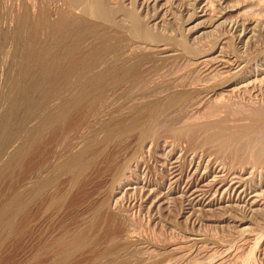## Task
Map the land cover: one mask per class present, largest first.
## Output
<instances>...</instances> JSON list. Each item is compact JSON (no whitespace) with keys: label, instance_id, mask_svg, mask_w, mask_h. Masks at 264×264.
<instances>
[{"label":"rangeland","instance_id":"obj_1","mask_svg":"<svg viewBox=\"0 0 264 264\" xmlns=\"http://www.w3.org/2000/svg\"><path fill=\"white\" fill-rule=\"evenodd\" d=\"M14 1L0 0V22L4 21L0 23V29L8 28V22L11 21L8 17L11 19L14 12H20L22 7H25L26 1H30V4L34 3L35 12L41 10L40 13L45 14L47 8L49 11V3H46L48 0H33L35 2L32 0ZM64 1L60 0L59 3L64 4ZM101 1L104 2V0ZM108 1L110 0H105L106 3ZM116 1L112 0L107 3L115 2L114 5L111 3L114 11L116 10L115 13H118L120 9L127 10L128 12L124 11L126 13L131 10L145 28L154 35L153 42L150 41L151 37L147 39L137 38L134 35L128 36L132 33L128 31L127 14L122 11L123 14L121 13L120 16L118 13V17L114 11L112 12L116 18L118 17L117 20L120 18L124 20V22L118 20L123 23L122 25H128L127 27H123L121 24L119 26L127 29L120 28L126 31L125 35L128 36L123 34L124 41H121V45L125 44V40L130 41V43L126 41L125 47L122 46L124 52L128 50V53L131 54L135 49L136 53L134 51L131 56L141 57L146 49L151 48L152 53L153 50L155 51L153 53L155 60L153 57V59L147 57V59L144 58L141 61L142 63L140 62L143 64V68L154 70L152 73V79H154H151L152 83L150 82L153 88L159 91L160 88L161 90L169 89L172 83L173 86L176 85L175 87H177L178 82L181 85V82L186 84L192 81L193 88L191 89L194 90L197 85L199 86L195 90V98L186 103L188 108L187 111L185 109L184 111L188 113L182 111L183 114H180L177 120L174 119L177 122L170 121L171 126L168 125V129L174 135L169 133L166 126L159 124L161 126H158L157 131L159 132L162 129L159 135L156 132L157 135L150 136V139L148 138L144 142L133 140V143L129 141L128 144L122 145L123 147L120 146L121 144H112L109 147L102 146L101 149L104 151H101V149H99L100 151H94V155L91 156H95L97 160L95 159L94 163L89 162L91 164L87 166L85 175H82V179L79 180L77 187L75 186L74 192L72 191L68 195V200L65 199L66 202L62 201V205L60 204L57 208L54 207V210L52 208L53 212L47 214V217L43 220L44 222L32 227L26 219V211L28 210L25 209L23 212L25 214L21 213L20 217H17L14 233L5 240L4 246L0 248V264H53L58 255V249H50L49 247H52V243L54 245L55 238H58L62 229L70 231L73 229L85 230L86 234L91 237L89 239L94 243V245L91 243L92 248L86 249L85 253L82 251L76 254L77 256L73 257L69 264H264V0ZM59 3L57 0L56 4L59 5L58 7L61 6V9H59L62 10L64 6ZM28 4L26 3V5ZM35 4L38 5V8L43 7V5L45 8L38 10ZM119 5L120 8L117 9ZM110 9H112V6ZM11 12L13 13L11 14ZM35 14L33 13L32 18L36 16ZM115 17L114 21L118 26ZM125 21L128 23L125 24ZM125 37L126 39H124ZM129 37L132 39L133 37L137 38L138 41L133 39L135 44L133 42L132 45L133 40H129ZM127 42L131 44V53ZM183 46L187 48L186 50L183 48L184 51L182 50ZM165 48L167 53L157 55V57L156 51L158 54L159 50ZM188 49L192 54L189 51L187 52ZM138 50L141 52V56L138 55ZM128 53L126 55L130 56ZM144 55L146 57V54ZM158 73L159 76H157ZM160 78L166 81L164 82ZM155 79L158 83L155 82ZM160 80L163 83L159 82ZM159 83L162 85L159 86ZM151 85L149 84V86ZM197 99L199 100L197 101ZM202 100L204 103H202ZM193 108L195 109L193 110ZM218 111L222 113H217ZM207 113L211 116L209 114L208 116ZM256 113L257 115H255ZM216 121L219 123L217 124ZM187 122L190 124L188 125ZM194 122H196V127L193 129L192 124H195ZM200 122H203V125ZM206 122L208 124L204 125ZM185 123L186 125H184ZM190 125H192V129ZM184 126L186 127L184 128ZM232 126L233 129H230ZM83 128L82 134H80L82 137L79 140L84 139V135L86 137L87 132H89L88 129ZM230 130L231 132H229ZM235 131L238 132L237 134L240 137L236 135ZM99 134V137L104 135V133ZM189 134H192L191 137L188 136ZM176 136L181 137L178 139ZM241 138L243 140H240ZM83 141L86 142L87 140L84 139ZM254 142L257 145L260 143V145L257 146ZM218 143H221L222 146ZM135 145L141 146V149H137V146L135 148ZM231 146L233 147L231 148ZM252 146L254 147L252 148ZM255 146L259 148L256 149ZM125 147H128L127 150ZM259 151H261L260 154ZM253 157H256L258 161ZM241 159L244 161L242 162ZM253 160L255 161L253 162ZM124 161L127 163H124ZM23 162V167L21 166L20 170L26 169L25 166L28 164L26 159ZM122 163L124 164L122 165ZM86 164H88L87 161ZM119 165L123 166L124 170ZM118 166L122 169L119 178L121 181L117 179L119 175H115L118 174L117 171L120 169ZM116 168H118L117 171ZM18 172L20 173L16 169L12 180L6 177L3 180L1 179V201L2 198L5 200L10 195L8 193L9 187L14 186L16 188L17 180L18 185H20ZM99 172H102V174ZM111 175L116 177V183L112 182L114 177L112 179ZM16 177L17 179H15ZM66 179L69 180L70 178ZM66 181H62L63 184L60 183L59 185V188H62L59 191L60 194L67 191L68 182L66 183ZM21 184L22 186H17V189L20 187V190H24L25 183ZM112 185H114V188ZM110 192L111 194H109ZM103 203L104 206L106 204L107 206L102 211V208H104ZM90 222L92 225H90ZM91 226H93L92 231L90 230ZM87 229L91 232L89 233ZM30 232L34 233V237L30 236ZM41 235H45V237H41ZM128 237H131V246L129 244L126 247L124 244H126V240L129 241ZM133 242L135 243L133 244ZM124 246L126 247L125 250ZM41 248H45L46 253L42 254L40 252L36 257V252ZM106 248L114 254L110 255V259L106 257L107 259L99 260L101 261L99 262L96 258H99V255L101 256L100 253L103 254L105 250L107 251ZM109 248L113 249L109 250ZM55 250L57 251L55 252ZM115 250L118 251L115 252ZM48 251L51 254L47 253ZM116 253L120 254L117 256ZM41 254L42 257H40ZM53 254L56 256H53ZM143 255L149 258L147 259ZM138 257L139 259L142 258V262L139 261ZM145 259L147 260L145 261ZM92 260H94V263Z\"/></svg>","mask_w":264,"mask_h":264},{"label":"bare ground","instance_id":"obj_2","mask_svg":"<svg viewBox=\"0 0 264 264\" xmlns=\"http://www.w3.org/2000/svg\"><path fill=\"white\" fill-rule=\"evenodd\" d=\"M56 1L55 0L46 1V3L47 2L49 3V5L47 4L49 6V11L47 8V10H46L47 13H45V14H41L40 13L41 10H40V12L39 11L35 12V8H34L35 6L33 3L35 1L31 2L33 4H30V1L29 2L26 1L27 4L29 3L28 4L29 7L24 2L25 7L24 8L22 7V10L20 12L17 11L18 13L14 12V14H12L13 12H11V14H12L11 19L8 17V19L11 20V21L8 20L9 21L8 22V25H9L8 28L0 29V181H2L4 177L12 180L13 173L17 169L18 171H20V173L18 172L19 176H20V179L18 178L19 182L21 181V183H23V182L25 183L24 190H20L19 189L20 187L17 189V186H20V185L22 186L21 183H20V185H18V180H17L16 181L17 183L15 182L16 188L14 186L9 187L10 189L8 190L9 191L8 193H10V195L7 197V199L4 200L2 197H1L2 201L0 199V201H1L0 202V248L2 246H4L3 244H5L4 243V242H6L5 240H7V238H9V236L12 233H14L13 231L16 228L15 224H16L17 217H20L19 215L21 213H23L25 211V209L28 210V211H26L27 212L26 219H28V221L32 227H36L38 225V223L44 222L43 220H45V218L47 217V214L52 211V208L54 210V207L57 208L60 204L62 205V201L66 202L65 199L68 198V195L72 191L74 192V190H75L74 188L77 187L76 185L79 183V180L82 179L81 177L86 172L87 166L91 163H94V160L96 158H95V156H91V155H94L93 154L94 151H96V150L100 151L99 149H101L102 146L103 147L104 146L109 147V145H112V144H114V145L115 144H119V145L121 144L120 146L126 145V143L128 144L129 141H130V143H131V141L133 143V140L134 141L138 140L139 142H142V141L144 142L150 136L157 135L156 132H158L157 131V129L159 128L158 126H161V125L166 126L167 130H169L168 125L171 124L170 121L174 120L175 118L177 120V117L180 114H183L182 111H184V109L186 110L188 108V106H186V103L188 101L190 102V101L194 100L195 95H196L195 90H197L198 89L197 87H199L197 85V87L195 86L197 89L194 88V90H193V89H191V88H193V86L191 85L192 81L190 83L188 81H186L188 83L182 84V82H181V85L179 84L180 82H178L179 86L177 85V87H175L176 86L175 83H174L175 86H173V83L171 82L172 86L171 85L170 86L172 88L170 87L169 89H164V90H161V88H160L161 91L160 90L156 91L157 89L153 88V86L151 85V83H152L151 79H152V73L154 70L143 68L142 67L143 64H141L142 63L141 61H143L144 58L147 59V57H149V58L151 57V59H153L154 58L153 53H155V51L152 49L153 50V53H152L150 50L151 48L148 50L146 49L144 51V54H146V57H145L144 54L141 56L140 55L141 52H139V50H138V52H139L138 55H140L141 57L136 56V54H135L136 57H132L131 54L135 51V49L131 53V47L130 46L134 42V40L136 41V39L139 37H143V38H147V39L148 38L150 39V37H151L152 39L150 41H152L154 35H152V33H150L147 30V28H145V26L141 23V21L137 18V16L131 12V10H129V13H126L124 11H127V10H125L121 7L123 10L120 9L121 12L118 11L120 16H121V13L123 14V12L125 14H127L128 19H126V20L129 21V23L127 22L129 25L128 31H130L132 33V35L128 34V36L134 35V37H137V38L133 37L134 40L131 37H129L130 39L129 38H127V39L133 40L131 42V44H129L130 41H128V40H125V44H123L125 47L126 41L129 42V43L127 42L129 45V49H130L129 52L131 53V54H129L128 50L124 52V50L122 49L123 45H121L122 44L121 41L123 40V34L125 35L126 31L121 30L120 28H122V27H119L123 23L118 21V20H123V19L120 18L117 20V18L119 17L117 15L118 13H115L116 10L114 11V9H113V5L115 2L114 3L111 2L113 5L110 3L112 6V9H113L112 10V9H110L111 8L110 4H107L112 0L108 1L107 3L105 2V0H104V2L101 0H65L64 4L61 2V4H63L64 8L62 10H60L61 6L58 7L59 5L56 4ZM59 2H60V0H58V3ZM131 2H129V3H131ZM36 3H38V2H36ZM35 5L38 8V5L37 4H35ZM39 7H40V5H39ZM43 7H44V5H43ZM43 7L41 6L40 8H43ZM40 8H38V10ZM119 8H120V5L117 9H119ZM10 9H11V7H10ZM43 11H42V13H43ZM113 11L116 14V16H118L117 18L115 17V14L112 13ZM32 12L36 13L35 14L36 16L34 18H32V15H33ZM114 17L116 18L118 26L116 25V23L114 21ZM3 19H4V17H3ZM123 22H124V20H123ZM5 23H7V22H5ZM127 23L125 21V24H127ZM122 26L127 27L126 25L125 26L122 25ZM122 29H126V28H122ZM122 31H124V32L122 33ZM127 33H129V32H127ZM125 36H127V35H125ZM124 39H126V37ZM137 41H138V39H137ZM139 41H141V40H139ZM143 41H145V40H143ZM154 41H156V39H154ZM134 44H135V42H134ZM179 44H180V42H179ZM136 45H137V43H136ZM178 46H180V45H178ZM185 47L186 46H183L182 50H183V48H184V50H186L187 48H185ZM124 49H126V48H124ZM165 49H161V50L158 49L159 51H158V54L156 51V56L161 55V54H166L167 49L166 50ZM188 51H189V49L187 50V52ZM126 52L131 57L126 55L127 54ZM135 53H136V51H135ZM189 53L192 54L191 51H189ZM186 54H188V53H186ZM155 59L156 58H154V60ZM147 61H150V60H147ZM151 64H152V62H151ZM154 69H155V67H154ZM157 76H159V73ZM182 76H183V74H182ZM166 77H168V76H166ZM163 78H164V76H163ZM160 79H162V78H160ZM168 79H169V77H168ZM157 81H158V79H157ZM163 81L165 82L166 80H163ZM163 81L160 80L159 82L163 83ZM155 82H156V79H155ZM156 83H158V82H156ZM199 83H200V81H199ZM211 83H212V81H211ZM149 84L151 86H149ZM160 84L161 83H159V86H160ZM207 84H208V82H207ZM209 84H210V82H209ZM213 84H214V82H213ZM203 85H204V83H203ZM218 87H220V86L218 85ZM201 92H203V91H201ZM206 92H207V90H206ZM199 93H200V91H199ZM203 93H201V94H203ZM204 94H206V93H204ZM198 100L199 99H197V101ZM202 103H204L203 100H202ZM209 106H208V108H209ZM223 108H224V106H223ZM194 109L195 108H193V110ZM196 109H197V107H196ZM205 110H207V109H205ZM222 110H224V109H222ZM221 111H218L217 113H219V112L222 113ZM185 113H188V112H185ZM208 114L209 113H207V115ZM225 114L228 115L227 113H225ZM255 115H257V113ZM203 116H204V114H203ZM220 116H218V117L220 118ZM182 117H184V116H182ZM230 117H231V115H230ZM199 118L201 119L202 117H199ZM199 118H198V120H199ZM208 118H212V117H208ZM239 118H241V117H239ZM176 120H174V121H176ZM208 120H206V121L208 122ZM217 120L219 121L218 118H217ZM218 121H216L217 124L220 122V121L219 122ZM260 121H262V120L260 119ZM207 122L204 123V125L208 124ZM227 122H229V121H227ZM194 123L195 124H192L193 129H194V127H196L195 126L196 122H194ZM200 123H202L201 125H203V122H200ZM159 124H161V125H159ZM187 124L189 125L190 123L187 122ZM184 125H186V123ZM192 125H190L191 129H192ZM249 125H251V124L249 123ZM166 127H163V128H166ZM185 127L186 126H184V128ZM224 127H227V126H224ZM249 127H248V129H249ZM82 128L88 129V131H89V132L86 131L87 132L86 137L84 135L85 141L87 140L86 142H84L83 141L84 139H82V138H81V140H79L80 137H82V135L80 136V134H82ZM176 128H174V129H176ZM253 128H252V130H253ZM230 129H233V126ZM237 129L239 130V128H237ZM161 130L162 129H160L159 132H161ZM195 130H196V128H195ZM199 130H202V129H199ZM238 130H236V131H238ZM252 130H250V131H252ZM170 131L171 130H169V133H171ZM180 131H181V129H180ZM214 131H216V130H214ZM218 131H217V134H218ZM159 132H158V135H159ZM175 132L178 133L179 131H175ZM229 132H231V130ZM246 132H245V135H246ZM99 133H104V135L103 136L101 135L102 137H99L100 136ZM199 133H201V132L199 131ZM237 133L238 132H236V135H238ZM184 134H185V132H184ZM171 135H174V134L171 133ZM191 135L192 134H189L188 136L191 137ZM209 135H210V131H209ZM211 135H212V131H211ZM223 135H224V133H223ZM228 135H229V133H228ZM250 136L252 137V134ZM180 137H177V138L179 139ZM253 137H255V136H253ZM217 138H218V136H217ZM234 138H236V137H234ZM242 138L240 140H243ZM244 138H246V137L244 136ZM182 139H183V137H182ZM192 140H190V141H192ZM244 140H246V139H244ZM260 141H261V138H260ZM211 142H213V141H211ZM249 142H250V140H249ZM179 143H181V142H179ZM254 143H256V142H254ZM231 144H233V143H231ZM231 144H229V145H231ZM241 144H243V143H241ZM246 144H247V142H246ZM246 144H245V146H246ZM139 145H141V143H139ZM219 145H221V143ZM255 145H257V143ZM258 145H260V143ZM136 146L137 145H135V148H136ZM138 146H137V149H139L142 145L139 147ZM247 146H249V145H247ZM261 146H263V145H261ZM117 147H119V146L117 145ZM196 147H197V144H196ZM232 147L233 146H231V148ZM253 147L254 146H252V148ZM127 148H126V150H127ZM133 148H134V146H133ZM214 148H215V146H214ZM228 148H229V146H228ZM234 148H235V146H234ZM258 148L256 147V149H258ZM191 149H192V147H191ZM238 149H239V147H238ZM252 150H254V149H252ZM260 150H262V149H260ZM101 151H104V150L101 149ZM227 152H228V150H227ZM244 152H242V153H244ZM260 152L261 151H259V154H260ZM245 154H247V153H245ZM100 155H102V154L100 153ZM124 157H125V155H124ZM237 157H238V155H237ZM261 157H262V155H261ZM249 158H251V157L249 156ZM24 159H26L28 161V164H27V166H25L26 169L23 168L24 169L23 170L21 168L22 170H20L19 168L22 166V164H24V162H23ZM234 160H236V159H234ZM86 161L88 162V164H86ZM241 161H242V159H241ZM241 161H240V163H241ZM254 161L255 160H253V162ZM257 161H258V159H257ZM89 162H91V163H89ZM124 163H127V162L124 161ZM124 163H122V165ZM259 163H261V162H259ZM120 165H121V163H120ZM113 166H115V165H113ZM121 168H123V170H124L123 166ZM121 168L119 169V171H117L118 168H116V171L118 172V174H115V175H119V177L117 179L120 178V174L122 171ZM108 169H110V168H108ZM108 169H106V170H108ZM113 172H115V171H113ZM99 173L102 174V172H99ZM19 176L17 175V177H19ZM17 177L15 179H17ZM68 177L70 178L69 180L66 179ZM111 177H112V175H111ZM113 177H112V179H113ZM64 178H65V180H64ZM9 179H7V180H9ZM115 179H116V177H114L113 181L112 180L111 181L113 183L114 182L116 183L117 179L116 180ZM119 180L121 181V179H119ZM62 181L63 182L66 181V183L68 182V184H67L68 188H67V191L65 190L66 192L63 191L64 193L60 194L59 191L62 188L60 189L59 185H60V183H62ZM113 186L114 185H112V187ZM61 187H63V186H61ZM21 188L23 189V187H21ZM64 189H65V187H64ZM105 189H106V187H105ZM108 190H110V189H108ZM111 192L109 194H111ZM72 195H71V197H72ZM4 197H5V195H4ZM75 197H76V195H75ZM69 198H70V196H69ZM72 199H73V197H72ZM76 200H77V198H76ZM73 202H74V199H73ZM104 203L102 204L103 206L105 205ZM106 206H107V204H106ZM106 206H104V208H102V211L104 209H106L105 208ZM99 207H101V206H99ZM95 212H97V211H95ZM98 213H100V212H98ZM98 213H96V214L98 215ZM23 214H25V213H23ZM97 215H96V218H97ZM91 221H93V220H91ZM94 222H95V220H94ZM94 222H93V225H94ZM87 223H88V221H87ZM86 224H85V226H86ZM90 225H92L91 222H90ZM27 227L29 228V226H27ZM43 227H44V225H43ZM92 227L93 226H91V229H90L91 231L93 229ZM86 228H87V226H86ZM29 230H30V228H29ZM29 230H28V232H29ZM42 230H44V229H42ZM87 230L89 232V229H87ZM32 231H34V230H32ZM32 233L30 232L29 234H31L30 236L34 237V233L33 234ZM86 233L87 232H85V230L81 231V230L73 229L70 231L68 229L67 230L62 229L58 238H55L56 241L54 239V241H55L54 245H52L53 244L52 243L51 244L52 247H49L50 249H54V248L58 249V251L55 250V252L56 251L58 252L57 253L58 255L56 256L53 254V256H56V259L54 258L55 261L53 264H67V263L69 264L71 259L73 260V257L77 256L76 254H78L82 251L84 252L89 247L92 248L91 243H93V242L91 239H89L91 237L88 236ZM46 234H47V232H46ZM35 235H36V233H35ZM42 236L45 237V235H41V237ZM130 238L128 239L129 241L126 240V244H124L126 247H128L130 244ZM94 240H95V238L93 239V241ZM48 241H50V240H48ZM134 243L135 242H133V244ZM93 245H94V243H93ZM130 246H131V244H130ZM126 247L124 248V250L126 249ZM120 248H122V247H120ZM50 249H49V251H50ZM106 249H107V251L105 250V252L103 254L100 253L101 256L99 255V258H96L98 261L103 260L106 257H109V259H110V255L114 254V252L108 251V248H106ZM112 249L109 248V250H112ZM118 249H119V246H118ZM122 250L123 249H121V251ZM46 251L47 250L45 248H43V249L41 248L36 252L35 255L37 257V255H39L40 252H42V254H44V253H46ZM49 251L47 253H49ZM102 251H104V250H102ZM116 251H118V250H115V252ZM122 252H124V251H122ZM42 254L40 257H42ZM49 254H51V253H49ZM118 254H120V253H116L115 255L118 256ZM44 256H46V255H44ZM143 256H145V255H143ZM145 257L147 258V256H145ZM152 257H153V255H152ZM93 258H95V257L93 256ZM138 259H139V257H138ZM147 259H145V261ZM92 261L94 263V260H92ZM139 261L142 262L141 257H140ZM99 262H101V261H99Z\"/></svg>","mask_w":264,"mask_h":264}]
</instances>
